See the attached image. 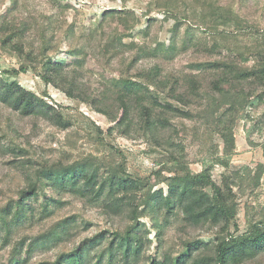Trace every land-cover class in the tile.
<instances>
[{"label":"trees","instance_id":"16d2710c","mask_svg":"<svg viewBox=\"0 0 264 264\" xmlns=\"http://www.w3.org/2000/svg\"><path fill=\"white\" fill-rule=\"evenodd\" d=\"M39 1L10 0L0 14V46L20 63L0 68V162L13 178L10 189L0 186V264H264V204L246 203L242 226L231 171L241 123L264 156V138L250 139L256 130L264 134V53L226 52L225 38L210 44L200 29L170 55L135 38L130 9L106 8L96 27L81 32L66 16L68 3L48 0L39 8ZM218 2L264 24V0ZM156 21L148 17L147 28ZM184 25H176L182 38ZM63 45L71 60L56 55ZM84 55L107 59L126 78L89 71L79 62ZM27 72L46 85L43 93L17 79ZM80 105L146 148L107 142L114 126L68 119L64 111ZM41 123L57 143L50 150L33 136ZM190 143L199 147L200 171L191 167ZM246 170L259 185L264 162ZM154 176L162 185L152 184ZM73 200L81 206L63 213ZM88 209H97L103 224L83 235L99 221ZM152 232L164 237L161 253L150 252Z\"/></svg>","mask_w":264,"mask_h":264},{"label":"rangeland","instance_id":"374dc122","mask_svg":"<svg viewBox=\"0 0 264 264\" xmlns=\"http://www.w3.org/2000/svg\"><path fill=\"white\" fill-rule=\"evenodd\" d=\"M6 1V0H5ZM68 3L70 8L66 12L69 21L77 20L81 32L87 27H96L101 14L106 8L120 7L130 9L135 15L134 32L135 38L141 41L153 42L158 44L166 54H174L177 50L182 49L187 42L191 32L206 30L209 43L212 44L215 39L225 38L227 43L223 48L226 52L251 54L255 52L264 53V24L263 19L258 21H246L237 14V6H222L218 0H63ZM5 3V2H4ZM0 5V14L5 11L10 4V0ZM39 8L48 7V0H40L36 3ZM25 10L19 12L21 24L25 21V17L20 15ZM33 13V12H32ZM35 15V13H33ZM156 17L157 21L152 28H147V18ZM184 21L186 25L181 27L183 38L177 36L176 25L178 22ZM66 45L57 51L60 58L71 57L65 52ZM110 44L104 47V53L109 54ZM185 57L182 58L184 60ZM79 62L82 63L89 71L94 73L103 72L111 80H120L126 78V71L120 72L110 67L107 59L96 60L90 55H84ZM19 60L8 53L0 46V68L7 69L19 66ZM17 79L26 86L38 93L46 90V85L33 72L21 73ZM50 93L54 96V100L58 102H66V98L54 88H49ZM66 117L70 120L79 119L87 122L89 119L95 120L104 130H108L110 126L115 127L112 134H106L107 142L114 145L129 147L133 150H144L146 144L140 141H128L118 136L116 123L108 119L102 113L97 112L87 105H80L75 113L64 111ZM27 132H32V122L28 119L24 120ZM247 126L241 123L236 130V149L232 153L231 171L232 184L239 193L240 215L239 221L242 226L245 224V204L249 202L264 204V176L259 185H257L256 172L247 173L246 167L256 166L264 162L263 150L261 146H253L249 142L247 134ZM35 141L41 143L46 150H50V146H57L53 139L52 129L48 125L41 123L40 128H36L33 133ZM264 138V134L255 131L251 140L259 142ZM191 167L195 171L202 169L201 162L198 160L200 153L199 147L195 144H189ZM45 151V150H44ZM47 152V151H46ZM146 164L150 167L155 165L151 159H146ZM223 168L217 166L214 170L215 177L220 179ZM154 186L162 185L161 178L154 176L152 178ZM13 178L6 168L0 162V186H4L7 190L11 188ZM250 185H247V184ZM246 189L245 193L240 188ZM81 206V202L74 201L67 204L63 213L68 214L75 211ZM88 214L94 215L97 221L83 235L91 234L98 230L103 224V217L98 214L97 209H88ZM152 246L151 253L162 251L164 237L157 236L155 232L151 234Z\"/></svg>","mask_w":264,"mask_h":264}]
</instances>
